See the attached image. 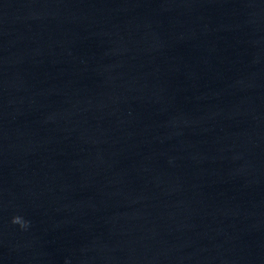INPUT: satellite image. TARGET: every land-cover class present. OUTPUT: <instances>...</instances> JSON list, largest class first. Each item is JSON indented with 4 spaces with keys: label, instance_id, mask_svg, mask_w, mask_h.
<instances>
[{
    "label": "water",
    "instance_id": "water-1",
    "mask_svg": "<svg viewBox=\"0 0 264 264\" xmlns=\"http://www.w3.org/2000/svg\"><path fill=\"white\" fill-rule=\"evenodd\" d=\"M0 264H264V0H0Z\"/></svg>",
    "mask_w": 264,
    "mask_h": 264
},
{
    "label": "clouds",
    "instance_id": "clouds-1",
    "mask_svg": "<svg viewBox=\"0 0 264 264\" xmlns=\"http://www.w3.org/2000/svg\"><path fill=\"white\" fill-rule=\"evenodd\" d=\"M12 223L19 225L21 229H26L29 226V223L20 216L13 217Z\"/></svg>",
    "mask_w": 264,
    "mask_h": 264
}]
</instances>
